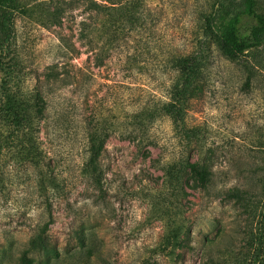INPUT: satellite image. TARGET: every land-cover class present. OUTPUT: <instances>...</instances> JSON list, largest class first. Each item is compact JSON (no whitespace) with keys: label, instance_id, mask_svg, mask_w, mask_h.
Instances as JSON below:
<instances>
[{"label":"rangeland","instance_id":"374dc122","mask_svg":"<svg viewBox=\"0 0 264 264\" xmlns=\"http://www.w3.org/2000/svg\"><path fill=\"white\" fill-rule=\"evenodd\" d=\"M17 1L25 10L14 24L27 72L20 87L28 93L39 80L45 103L39 146L60 190L45 203L36 194L31 168L12 163L0 149V264L14 263L48 220L47 212L50 243L78 252L58 264H170L153 251L162 224L148 216V194L160 186L161 166L184 154L209 167L211 184L205 192L188 190V227L174 264H260L264 37L235 60L208 44L203 79L185 115V126L199 137L188 146L165 116L142 135L126 116L166 101L174 77L169 60L205 43V19L216 22L229 0H142L135 22H122L109 45L101 44L106 38L92 25L88 37L79 39L86 0H71L75 7L59 27L52 26L57 0ZM96 1L113 9L123 3ZM255 1L264 14V0ZM53 63L58 64L55 80ZM95 125L108 134L100 155V190L80 175L86 136ZM6 129L0 122V138ZM228 189H237L242 200L223 199Z\"/></svg>","mask_w":264,"mask_h":264},{"label":"trees","instance_id":"16d2710c","mask_svg":"<svg viewBox=\"0 0 264 264\" xmlns=\"http://www.w3.org/2000/svg\"><path fill=\"white\" fill-rule=\"evenodd\" d=\"M141 4L142 0H123L118 8L113 9V6L96 0H86L83 7L86 18L80 21L79 39L88 37L92 25L96 33L106 38L101 44H111L122 22H135ZM74 7V1L71 0L52 2V26H61L62 19ZM17 14H25L17 0H0V122L7 127L6 134L0 138V149H5L12 163L31 168L36 194L46 203L60 190V185L39 146V122L45 105L37 84L39 80L36 78V84L28 93L23 92L20 87L27 72L16 49L14 24ZM101 17L105 19L100 22ZM218 17L216 22L213 18L205 19V43L199 42L195 50L169 60L174 77L168 87L166 101L157 107H143L126 116L128 124L139 135L157 117L165 116L169 119L173 132L185 145L189 146L198 139L199 132L185 126V115L203 79L208 44L213 43L226 59L235 60L249 49L259 46L261 37H264V14L257 12L255 0H229ZM244 20L249 21L246 27L243 26ZM96 59L95 65L99 66L101 59ZM57 67L58 64H52V80L59 77ZM107 136V131L102 126L90 128L86 136V157L80 168V175L98 190L101 189L102 179L100 155ZM160 171V186L148 194V216L162 224L161 237L153 251L166 258L168 263L174 264L188 227L185 217L188 190L207 191L211 184V171L206 164L191 160L185 154L161 166ZM262 190L264 195V185ZM222 197L225 200H242L243 196L237 189H228L222 192ZM47 219L29 237L13 264H58L63 260L70 261L78 254L65 248L59 249L50 243L46 235L50 222L49 212ZM262 220L264 224V208ZM257 235L264 238L263 225L257 230ZM261 250L260 264H264V239Z\"/></svg>","mask_w":264,"mask_h":264}]
</instances>
